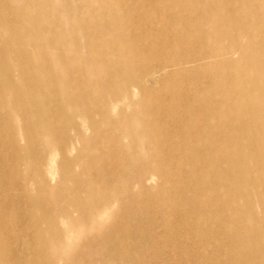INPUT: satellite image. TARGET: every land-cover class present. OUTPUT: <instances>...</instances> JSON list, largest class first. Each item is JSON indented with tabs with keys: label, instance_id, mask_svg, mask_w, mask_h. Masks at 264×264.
Masks as SVG:
<instances>
[{
	"label": "bare ground",
	"instance_id": "1",
	"mask_svg": "<svg viewBox=\"0 0 264 264\" xmlns=\"http://www.w3.org/2000/svg\"><path fill=\"white\" fill-rule=\"evenodd\" d=\"M191 234L264 264V0H0V264Z\"/></svg>",
	"mask_w": 264,
	"mask_h": 264
},
{
	"label": "rangeland",
	"instance_id": "2",
	"mask_svg": "<svg viewBox=\"0 0 264 264\" xmlns=\"http://www.w3.org/2000/svg\"><path fill=\"white\" fill-rule=\"evenodd\" d=\"M183 88V86H182ZM146 101L151 102L150 98H145ZM119 110V107L116 108V112ZM169 131H165L166 134H168ZM164 133V134H165ZM163 134V135H164ZM58 161V158H57ZM155 185V183L153 184ZM153 185L151 184V187H153ZM136 190L137 191L139 189V185H136ZM152 194H156L157 193V189L154 188V190H151ZM146 214V211L144 212ZM214 224H216V221L213 220V222L208 223L207 225H205L207 227V229H212L214 226ZM204 226V227H205ZM205 227V228H206ZM161 231L162 236H160L159 239V244L160 245H169V243L171 242V239L169 237H165L164 235V231L162 227H159L158 229H156V231ZM201 236V235H199ZM184 238V240H183ZM219 238V237H217ZM181 239V242H180ZM180 239H175V242L177 243L175 246H173L174 248H172L170 250V252H164L163 254L159 255L157 257L158 260L154 261L153 263L150 261H146L144 264H157L160 261H166L168 258H174L175 259V263L173 264H193V259L191 258H185V257H181L180 253H181V249L180 246L178 244L180 243H185V245L187 246H182L186 249H188V254H195V249H193L195 247V245L198 243L199 239L202 240L200 237H196L194 234H191L190 237L185 236L181 237ZM206 239H203V241H205ZM168 241V242H167ZM214 249H201L200 251H198V253H200V260L202 261L203 264H228L231 262L232 259V255L229 254L228 252L225 253L223 251H221V254H219L216 251H213ZM152 252V250H146L145 254L146 255H150ZM234 257V256H233ZM170 264V263H169Z\"/></svg>",
	"mask_w": 264,
	"mask_h": 264
}]
</instances>
